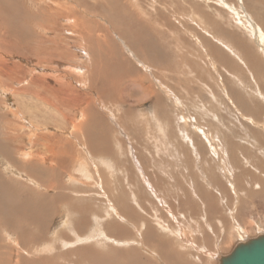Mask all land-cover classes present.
I'll return each mask as SVG.
<instances>
[{
	"label": "rangeland",
	"instance_id": "374dc122",
	"mask_svg": "<svg viewBox=\"0 0 264 264\" xmlns=\"http://www.w3.org/2000/svg\"><path fill=\"white\" fill-rule=\"evenodd\" d=\"M108 1L18 0L21 6H17L12 0H0V6L7 4V10L0 7V40H6L0 42V177L12 186L18 184L15 188L23 190L27 198L51 197L55 194L49 185L55 179L44 166L55 169L57 154L67 160L57 169L60 187L71 188L61 200L73 195L81 200L93 199L97 197L93 192L100 196L97 212L83 215L81 208H75L78 210L73 222L79 229L76 233L72 227L70 235L88 239V245L99 239L104 240L103 246L107 242L117 249L135 247L145 261L169 264L155 253L158 238L154 242L150 237L151 243L144 237L146 232L138 236L134 231L140 229V220L146 225L144 220L148 218L153 222L145 230L165 234L179 247L171 245L176 253H192L193 260L187 264H219L236 245L264 235V0ZM23 5L34 13V20L27 21V25L16 17L24 12ZM49 6L55 9L54 14ZM20 33L27 35L29 44L16 53L8 47L24 41L18 37ZM56 45L55 55H49ZM63 46L68 47V57L63 54ZM109 52H115L112 56L119 63ZM123 76L126 85L121 81ZM98 142L104 147L94 150ZM106 145L110 152H106ZM176 150L191 156L190 165L196 171L208 166L205 159L216 160L209 166L222 173L226 195L221 198L212 189L218 197L211 204L215 208L212 216L208 215V203L194 196L189 176L185 177V189L190 191V203L197 201L196 215H191L187 204L180 205L175 198L168 200L150 188L149 184L155 186L153 173L173 182L166 173L175 171L176 164L181 167ZM230 155L239 158L236 162L241 161L244 174ZM34 157L38 158L36 165ZM197 172L202 184H208ZM239 178L249 184L237 186ZM107 181H123L119 184L127 185L128 192L132 190L128 189L131 181L143 184L144 192L155 195V211L143 199V205L133 201L136 197L129 199L127 207H134L141 216L137 220L140 225H133L132 220L127 221L125 211L110 208L109 198L98 187ZM77 191L86 192V196ZM107 207L110 211L105 212ZM54 209L56 212L48 213L41 225L30 230L43 234L31 243L36 244L32 249L31 244H15L19 230L13 229L14 234L8 231L9 226L0 224L4 264L60 255L52 245L50 251L45 250L48 240L68 230L66 206L60 201ZM84 217L86 223L78 221ZM109 221L119 222L125 236L112 232L108 242L103 235L111 234L106 228ZM28 233L26 230L22 235ZM23 249L31 250L25 254Z\"/></svg>",
	"mask_w": 264,
	"mask_h": 264
},
{
	"label": "bare ground",
	"instance_id": "6f19581e",
	"mask_svg": "<svg viewBox=\"0 0 264 264\" xmlns=\"http://www.w3.org/2000/svg\"><path fill=\"white\" fill-rule=\"evenodd\" d=\"M110 1V0H109ZM108 1V2H109ZM113 1V0H112ZM117 1V0H116ZM122 1V0H121ZM5 2V1H4ZM13 4L17 5V6H21L20 3L18 2V0H12ZM78 2V1H77ZM115 2V1H114ZM122 3V2H121ZM22 4V3H21ZM116 4V3H114ZM110 5V4H109ZM7 6V4H6ZM5 4H1L0 7H2V10H7ZM12 6V5H11ZM39 6V5H38ZM36 6V7H38ZM66 6V5H65ZM35 7V6H34ZM35 7V8H36ZM87 7V6H86ZM116 7H120V6H116ZM11 8V7H10ZM44 8V7H43ZM48 8V7H47ZM90 8V7H89ZM88 8V9H89ZM124 8V7H123ZM25 9V10H24ZM50 9V13L54 14L55 13V9L51 6H49ZM58 9V8H57ZM61 9V8H60ZM24 10V12H22V14H20L19 12L16 14L17 18H20L21 21H25V25H27V21H33L34 20V13H32L30 11V13L28 12L29 9L27 7H25V5L22 6V11ZM39 10V9H38ZM65 10V9H64ZM69 10V9H68ZM125 10V9H124ZM66 11V10H65ZM120 11V10H119ZM36 12V11H35ZM67 12V11H66ZM75 12V11H74ZM73 12V14H75ZM115 12V11H113ZM9 13V12H8ZM119 13V12H118ZM124 13V12H123ZM130 13V11H129ZM121 14V13H120ZM119 14V15H120ZM132 14V13H131ZM9 16V15H8ZM54 16V15H53ZM122 16V15H121ZM127 16V15H126ZM134 17V16H133ZM120 18V17H119ZM123 18V17H122ZM129 19V18H128ZM136 19V18H134ZM118 20V19H117ZM41 21V20H40ZM43 21V20H42ZM114 22V21H113ZM132 22V21H131ZM115 23V22H114ZM117 23V22H116ZM14 24V23H13ZM124 24V23H123ZM134 24V22H133ZM34 25V24H33ZM122 25V24H121ZM29 26L33 27L31 25V23H29ZM28 26V27H29ZM118 26V25H117ZM140 27V26H139ZM150 26H148L147 28H149ZM26 28V26L21 27V29ZM119 28V27H118ZM14 29V26L12 28V30ZM37 29V28H36ZM123 29V28H122ZM146 29V28H145ZM15 30V29H14ZM24 30V29H23ZM23 30H20L23 31ZM78 30V29H77ZM10 31V30H9ZM19 31V30H17ZM38 31V30H37ZM106 31V30H105ZM121 31V30H120ZM146 31V30H145ZM82 32V31H81ZM10 33V32H8ZM140 33V32H139ZM43 34V33H42ZM50 34V33H49ZM89 34V33H88ZM106 34V33H105ZM20 35L22 36H18L19 38L23 39L24 41L22 43H20L19 45H17V43H12V45H10L8 48L11 49H15L14 52H20L24 49L25 46H28L29 42L27 40V35L25 33H20ZM98 35V34H97ZM7 36V35H6ZM50 36V35H49ZM101 36V35H100ZM129 36V35H127ZM142 36V35H141ZM44 37V36H43ZM68 37V36H67ZM98 37V36H97ZM102 37V36H101ZM17 39V40H21V39ZM51 38V37H50ZM89 38V37H88ZM105 38V37H104ZM107 38V37H106ZM105 38V39H106ZM93 39V38H92ZM136 39V38H135ZM26 40V41H25ZM89 40V39H88ZM97 40V39H96ZM133 40V39H131ZM144 40V39H143ZM142 40V41H143ZM56 41V40H55ZM67 41V40H66ZM135 41V40H133ZM141 41V40H140ZM0 42H6L3 40H0ZM38 42V41H37ZM68 42V41H67ZM75 42V41H74ZM50 43V42H49ZM56 43V42H55ZM59 43V41H58ZM56 43V44H58ZM69 43V42H68ZM76 43V42H75ZM141 45V42H139ZM95 44V42H94ZM1 47H3V45L0 43ZM55 45V44H54ZM62 45V44H61ZM98 45V44H97ZM107 45V44H106ZM49 46V45H48ZM58 45H56L54 47V50L49 52V55H55L54 52L58 49L57 47ZM72 46V45H71ZM104 46V45H103ZM143 46V45H142ZM36 47V46H35ZM64 47V46H63ZM74 46H72L73 48ZM102 47V46H101ZM100 47V48H101ZM135 47V46H134ZM103 49V48H102ZM135 49V48H134ZM141 49V48H140ZM103 50H106L105 48ZM137 50V49H136ZM250 50V49H249ZM12 51V50H11ZM54 51V52H53ZM62 51V49H61ZM106 51H112V50H106ZM141 51V50H140ZM57 52V51H56ZM98 52V51H97ZM53 53V54H52ZM68 47H64V55L65 57H68ZM106 53V52H105ZM6 54V52H5ZM4 54V55H5ZM47 54V53H46ZM61 54V52H60ZM61 54V55H63ZM100 54V53H99ZM109 55H111L112 58H114L112 55H115V52L113 54H110V52L108 53ZM119 54V53H118ZM93 55V54H92ZM59 56V54H58ZM101 56V54H100ZM120 56V55H119ZM95 57V55H94ZM99 57V56H98ZM103 57V56H102ZM111 58V59H112ZM102 59V58H100ZM98 59V60H100ZM95 60V59H94ZM93 60V61H94ZM102 60L105 61V58H103ZM114 61H116L117 63H119V60L116 59V57L114 58ZM96 63V62H95ZM104 63V62H103ZM115 63V62H114ZM102 64V63H101ZM106 64V63H105ZM111 64V63H110ZM123 64V62H122ZM121 65V64H120ZM61 66V65H60ZM92 66V65H91ZM114 67V66H113ZM121 68V67H120ZM123 68V67H122ZM107 69V68H106ZM105 69V70H106ZM115 69V67L113 68ZM112 70V69H110ZM117 70H120L119 68ZM116 70V71H117ZM124 70V69H122ZM109 72V70H107ZM113 72V71H112ZM120 72V71H119ZM130 73V71H129ZM134 73V72H133ZM116 74V73H115ZM114 75V73H113ZM124 75V74H123ZM103 76V75H102ZM111 76V75H110ZM106 77V76H105ZM109 77V75H108ZM117 77V76H116ZM124 77V76H123ZM121 77V78H123ZM110 78V77H109ZM103 79V78H102ZM125 78L122 79L121 81L123 82V80L125 81ZM33 80V79H32ZM99 80V79H98ZM106 80V79H105ZM112 80V79H111ZM39 81V79H38ZM120 81V82H121ZM107 82V81H106ZM121 82V83H122ZM110 83H112V81H110ZM114 83V82H113ZM119 83V82H118ZM124 83V82H123ZM122 83V84H123ZM126 83V81H125ZM124 83V85H126ZM105 87H108L107 85ZM104 87V88H105ZM127 87V86H125ZM103 89V88H102ZM112 90V89H111ZM100 94V93H99ZM102 94V93H101ZM59 109V108H58ZM91 111V110H90ZM94 113V112H93ZM101 114V113H100ZM164 115H166L165 113H163ZM95 116V115H94ZM102 120V119H101ZM82 127V126H81ZM89 128V127H87ZM101 128V127H100ZM13 134V133H12ZM98 134V133H96ZM93 135V134H92ZM8 136V135H7ZM14 137V135H12ZM97 136V135H96ZM101 136V134H100ZM11 137V135L7 138L9 139ZM12 137V138H13ZM103 137V136H102ZM94 138V137H93ZM88 139V138H87ZM99 140H101L100 138H98ZM98 140V141H99ZM7 141V140H6ZM93 142V141H92ZM104 145L106 143V141H103ZM109 142V141H108ZM99 143V142H98ZM234 143V142H232ZM95 144V143H94ZM103 144V143H102ZM107 144V143H106ZM11 145V144H10ZM66 145V144H65ZM109 145V143H108ZM108 145H106V152H110L111 149L110 147H108ZM232 145V144H230ZM15 146V145H14ZM50 146V145H48ZM70 146H74L72 143L70 144ZM94 146V150H97L101 147L102 145L99 146L97 145H93ZM234 146V144H233ZM53 147V146H52ZM231 147V146H229ZM239 146L237 145V148ZM10 148V147H9ZM54 148V147H53ZM52 148V149H53ZM61 148V147H60ZM233 148V147H232ZM230 148V150L232 149ZM236 148V147H235ZM240 148V147H239ZM15 149V148H14ZM49 149V148H48ZM58 149V148H57ZM8 150V148H7ZM11 150V149H10ZM13 150V149H12ZM229 150V151H230ZM237 150V149H236ZM3 151V150H2ZM17 151V150H16ZM52 151V150H51ZM5 152V151H4ZM50 152V151H49ZM54 152V151H53ZM98 152V151H97ZM176 152L178 153V160L180 162V164L178 166H181L180 168H177V164L176 167L174 168L175 171H167V175L170 179H173V182L168 183V180L165 179L164 177L160 178L159 174H152V181L155 184V186H153L152 184H149L150 188L157 190L160 194H162V197H165L166 199L170 200L169 198H175L176 199V203H179L180 205H184L187 204L188 205V211L191 213V215H196V211H197V201H193L191 202V194L189 193L190 191L188 189H185L186 184H185V177L189 176L192 179V184L191 187L193 189H195V197L198 198V201H202L203 203L207 202L208 204V215L212 216L213 213H215V208L214 206H211L212 203L215 204L216 199H218L217 195L214 193V191L212 189H215V191H217L218 193H220L221 198H223L224 195H226L225 193H223V183H222V173H218L217 171V167H213V166H209L212 163L216 162V160H214L213 158L210 157L211 160H206L204 161L205 164H208V166H202V167H198L197 171H199L202 174V177L205 178V180L207 179L208 184L206 183L205 185L202 184V182L200 181V177L198 172L191 167V156L189 158V156L184 153V150H182V152L176 150ZM6 153V152H5ZM235 153V149L234 152ZM231 152V154H233ZM54 154V153H53ZM59 154V153H58ZM63 154V153H62ZM181 154V155H180ZM237 154V153H236ZM236 154H233L236 156ZM3 155V154H2ZM16 155V154H14ZM32 155V154H30ZM180 155V156H179ZM228 155V153H227ZM238 155V154H237ZM5 156V155H4ZM10 156V155H9ZM34 156V155H32ZM36 156V155H35ZM66 156V154H65ZM234 156V158H235ZM240 156V155H239ZM238 156V157H239ZM197 157L201 158V154H198ZM229 157V156H228ZM233 158V156L230 155V158ZM8 158V157H5ZM36 158V157H34ZM67 158V156H66ZM226 158V157H225ZM224 158V159H225ZM233 158V159H234ZM43 159V158H42ZM51 159V157H50ZM64 158L60 157L57 154H54V162H56V166H54L55 169H52V167H50L49 169L47 168L48 165L44 166L43 163L42 165L45 167V169L47 170V174L51 175L53 174L54 177V181H50V185L52 187V190L54 191L55 195H51L48 197H42V196H37L36 198H32V197H28L26 195H24V191L21 190L22 188H20L21 191H19L17 188H15V186H12L9 181L4 180L2 177H0V224L2 225H6L9 226L8 227V231H11L12 233H14V231H18L17 234V238H16V242L13 240V242H15V244H21L25 247H27L29 244H31L32 242H34L36 240L37 237H39L38 235H43L42 233H34V231L32 233H30V230H34L36 229V227H38L39 225H41L47 218H48V213L52 214L53 211H55L54 209V205L55 204H60V201H62V204L64 206H66L67 212H68V220L66 221V226L68 230H63L61 233L59 232L58 236L53 238V240H48V242L50 243L49 246H47V248L45 250L50 251L51 250V245L54 246V249L57 253H60V255H52V256H39V257H35V258H24L22 259V263L21 264H119V260H125L126 264H153L152 262H154V260H149L147 259L146 261L141 258L142 256H140V249L137 251V249L135 247L131 248V249H117L115 248V246L113 247L111 244H108L107 242H105V245H101L103 244L101 240H96L95 244H90L88 245L87 240L88 239H84V237L82 238H77L79 236H75L74 237L72 235H70V229L73 227V231H75L76 233H78V229L77 225L75 224L73 221V218H75L77 216V210L75 208H81V212H83V215L86 214V212H97V210L99 209V205L97 204V201L99 202L97 197H100L97 195V192H93L92 194L97 196L94 197L93 199L88 197V200H81L82 198H76V196H69L67 199H63L61 200L60 198L63 197L66 192L67 189H71L70 187L67 188V185H62L63 187H60L59 184V175L57 176V172H58V168H60V166H64V164H66L67 160H63ZM239 159V158H238ZM238 159H234L233 162L236 166H238L239 168H241V170L243 171L242 174H244V168L241 164H239L240 162H236V160ZM38 160V158L32 160V161H36ZM52 160V159H51ZM69 160V158H68ZM9 161V160H8ZM24 161V160H23ZM28 161V160H27ZM25 161V162H27ZM40 161V160H39ZM50 161V160H49ZM110 161V160H109ZM196 161V160H195ZM12 162V161H11ZM52 162V161H51ZM24 162H22V167H25ZM38 163V161L33 162L34 165H36ZM53 163V162H52ZM82 163V161H81ZM46 164V163H45ZM227 164V163H226ZM259 164V163H258ZM257 164V165H258ZM39 165V164H38ZM50 166H52V164H49ZM84 165V163H83ZM229 165V164H228ZM10 166V165H9ZM31 166V165H30ZM33 167V166H32ZM41 167V166H40ZM84 169V166H82ZM86 167V166H85ZM88 167V166H87ZM38 168V167H37ZM165 171H166V167H162ZM219 168V167H218ZM82 169V168H81ZM88 169V168H87ZM162 169V170H163ZM170 169V168H169ZM222 169V168H221ZM225 169V168H224ZM33 170V169H32ZM36 170V167H35ZM38 170V169H37ZM43 174L45 171H43L44 169L41 168ZM112 170V169H111ZM116 170V169H115ZM40 171V170H39ZM246 171V170H245ZM35 172V171H34ZM41 172V171H40ZM88 171H86L87 173ZM178 172V174H177ZM59 173V172H58ZM92 173V172H91ZM113 173V172H112ZM180 173V174H179ZM40 174V173H39ZM42 174V173H41ZM247 174V173H246ZM45 175V174H44ZM91 175H95V174H91ZM241 175V174H240ZM2 176V175H1ZM33 176V175H32ZM42 176V175H41ZM57 176V177H56ZM90 176V173L89 175ZM116 176V175H115ZM35 177V176H34ZM43 177V176H42ZM100 177V176H99ZM117 177V176H116ZM255 177V175H254ZM22 178V177H21ZM91 178V177H90ZM120 178V177H119ZM134 178V177H133ZM149 178V177H148ZM35 180V179H34ZM102 180V179H101ZM121 180V179H118ZM150 180V179H149ZM235 180V179H234ZM134 181V180H133ZM36 182V181H35ZM129 182V181H128ZM235 182V181H234ZM15 183V181L13 182ZM18 183V182H17ZM114 183V182H113ZM111 183V182H105L104 185H98V187L102 190H104L103 194L106 198H109V202H110V208L111 209H115L116 212H118L119 208L122 209V211H125V216L127 221H131L132 220V224H136V225H140V229L135 228L134 231H136L138 236H142L143 233L146 235H144V237H146L145 239L148 240V242L150 241V237L153 238L154 242H156V246L154 247V249L156 250V255L158 254L159 260L160 261H165L169 264H187L186 262L193 260V258H191L192 253H176L174 252V249L171 248V245H173L175 248L179 249V247H177L176 245H174V243H172L171 241H169V239L166 237L165 234H160L158 232H156L155 230H151V229H144L147 228V225H152L151 222H153L151 219H146L144 221H146V225L142 223V221L140 220V223L138 224L139 219H141L140 213L133 207L132 209H129L127 207L129 199H133L136 197V200L133 199V201H136L139 204H142V199L143 202L149 203L151 206V210L154 212L155 211V207L153 204V198H155L152 194H149V191H145V189H141L142 185L140 186L137 182H132L130 184H128L129 188L128 189H132L130 192L127 191V185H122L123 181H120L119 183ZM151 183V182H150ZM47 184V183H46ZM249 184V181H242V179L240 180L239 178V183H237V186L239 185L240 187H244L245 185ZM14 185V184H13ZM246 185V186H247ZM251 185V184H250ZM21 186V185H20ZM19 186V187H20ZM79 186V185H78ZM95 185L92 184L91 187H94ZM106 186V187H105ZM208 186V187H207ZM77 187V186H76ZM81 187V186H80ZM209 187H212L211 190L209 191ZM95 188V187H94ZM108 189L110 194L108 192H106L105 189ZM233 188V187H232ZM74 189V188H73ZM208 189V191H207ZM223 189V190H222ZM155 190H153V193L155 194ZM36 192V191H35ZM149 192V193H148ZM39 193V191H38ZM77 193H79L80 195H85L86 196V192H82V191H77ZM131 193L132 196H131ZM27 194V193H26ZM122 194V195H121ZM254 194V193H253ZM29 195V194H28ZM38 195V194H37ZM45 195V193H44ZM90 195V194H89ZM88 195V196H89ZM252 195V194H251ZM30 196V195H29ZM229 196V195H228ZM253 197V196H252ZM225 199V198H224ZM239 200V199H238ZM131 201V200H130ZM77 203V204H76ZM116 204V205H115ZM148 204V205H149ZM141 205V206H142ZM201 205V203H200ZM131 206V205H130ZM140 206V205H139ZM205 206V205H203ZM119 207V208H117ZM144 208V206H142ZM110 208L107 207V209H105V212L110 211ZM126 209V210H125ZM141 209V208H140ZM147 209V208H146ZM207 209V208H206ZM139 210V209H138ZM159 211V210H157ZM56 212V211H55ZM120 213V212H119ZM112 214V213H111ZM115 214V213H114ZM96 215V214H95ZM215 215V214H214ZM51 218V217H50ZM97 218V217H96ZM131 218V219H130ZM153 218V217H152ZM86 218L84 217V219L78 220L79 222L81 221V223H86L87 220H85ZM144 219V217H142V220ZM156 219V218H155ZM77 220V218H76ZM101 220V219H99ZM98 221V220H97ZM124 221V220H123ZM99 223V221H98ZM103 223V222H102ZM112 222L109 221L106 225H107V229L110 231L109 233L111 234H102L103 237L113 238L112 232L113 234L116 236V234H118L117 232H119V236H121V234L123 233V227H121L120 223L117 222ZM4 225V227H5ZM45 225V224H44ZM104 225V223H103ZM102 225V226H103ZM117 225V226H116ZM149 225V226H150ZM160 225V224H159ZM34 226V227H33ZM123 226V225H122ZM126 226V225H125ZM158 226V225H157ZM156 226V227H157ZM114 227V228H112ZM134 227V226H133ZM155 229V227H153ZM14 229V231H13ZM46 229V228H45ZM104 229V228H103ZM102 229V230H103ZM129 229V228H128ZM4 230V229H3ZM26 230H29L28 235H22L23 232H25ZM101 230V227H100ZM99 230V231H100ZM131 229H129L130 231ZM159 230V229H158ZM157 230V231H158ZM97 232L98 234L100 232ZM107 231V230H106ZM126 231V230H125ZM128 231V230H127ZM166 231V230H164ZM163 231V232H164ZM42 232V230L40 231ZM102 232V231H101ZM16 233V232H15ZM14 233V234H15ZM96 233V232H95ZM103 233V232H102ZM127 233V232H126ZM165 233V232H164ZM8 234V232H7ZM10 234V233H9ZM94 234V233H93ZM101 234V233H100ZM99 234V235H100ZM12 235V234H11ZM9 235V236H11ZM57 235V234H56ZM79 235V234H78ZM124 235V234H122ZM131 235V234H130ZM160 235V236H158ZM8 236V235H7ZM114 236V237H115ZM125 236V235H124ZM127 236V235H126ZM12 237V236H11ZM16 237V236H15ZM118 237V236H117ZM7 238V237H6ZM72 238V239H71ZM129 238V237H128ZM143 238V237H142ZM103 239V238H102ZM120 239V238H119ZM132 239V238H131ZM130 239V240H131ZM94 240V239H92ZM116 240V239H115ZM129 240V239H128ZM141 240V239H140ZM108 242L110 241L109 239L107 240ZM118 241V240H117ZM116 241V242H117ZM137 241V240H135ZM37 242V240H36ZM47 242V243H48ZM70 243V245H68V243ZM94 242V241H93ZM121 242V241H120ZM138 242V241H137ZM141 242V241H140ZM146 242V241H145ZM210 242V241H209ZM214 242V241H213ZM92 243V242H89ZM124 243V242H122ZM152 243V242H151ZM147 244V242H146ZM216 244V243H215ZM36 244H31L29 245V247H35ZM124 245V244H123ZM149 245V243L147 244ZM154 245V244H153ZM211 245V244H210ZM19 246V245H18ZM102 246V247H101ZM152 246V244H151ZM49 247V248H48ZM146 247V246H145ZM148 247V246H147ZM211 247V246H210ZM209 247V248H210ZM213 247V246H212ZM149 248V247H148ZM222 248V247H221ZM32 249V248H31ZM30 249V250H31ZM44 249V248H43ZM53 249V250H54ZM71 249V250H70ZM154 249H148L149 251L152 252V250ZM177 249H175L176 251H178ZM211 249V248H210ZM26 250V249H23ZM30 250H26L28 254V251L30 253ZM66 250H69L66 252ZM3 250L0 246V264L1 263H5V259L3 257ZM63 252V253H62ZM154 252V251H153ZM9 253V252H7ZM232 253V252H231ZM230 253V254H231ZM47 254V253H46ZM49 254V253H48ZM55 254V253H54ZM58 254V253H57ZM30 255V254H29ZM51 255V254H50ZM229 255V254H228ZM146 256V255H145ZM194 256H196L194 254ZM157 257V258H158ZM198 257V256H197ZM225 257V256H224ZM146 258V257H145ZM223 258V257H221ZM201 261V260H200ZM61 262V263H60ZM204 262V260H203ZM125 263V262H124ZM162 263V262H161ZM201 264V263H200Z\"/></svg>",
	"mask_w": 264,
	"mask_h": 264
},
{
	"label": "water",
	"instance_id": "95a60500",
	"mask_svg": "<svg viewBox=\"0 0 264 264\" xmlns=\"http://www.w3.org/2000/svg\"><path fill=\"white\" fill-rule=\"evenodd\" d=\"M219 264H264V235L236 245Z\"/></svg>",
	"mask_w": 264,
	"mask_h": 264
}]
</instances>
